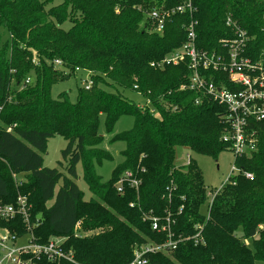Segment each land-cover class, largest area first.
Segmentation results:
<instances>
[{"label":"trees","instance_id":"trees-1","mask_svg":"<svg viewBox=\"0 0 264 264\" xmlns=\"http://www.w3.org/2000/svg\"><path fill=\"white\" fill-rule=\"evenodd\" d=\"M182 1L0 0V26L7 34L5 41L0 38V105L6 103L0 115V199L12 203L25 195L32 220L40 221L32 230L37 242L63 238L62 247L81 264H129L135 250L160 245L168 234L176 247L146 253L147 264H264V122H255L257 151L235 160L253 179L232 176L211 204L195 160L174 163L177 147L213 159L227 150L220 139L225 107L208 98L196 104V91L179 89L187 82L188 62L150 66L183 44L189 16L170 15L159 34L149 31L144 12ZM192 5L197 47L219 50L221 38L233 37L225 24L230 17L249 35L245 54L264 65V0H192ZM75 67L91 71V86L78 87L75 103L66 92L53 99L52 83L75 76ZM107 76L113 87L136 85L157 114L105 90ZM125 114L133 117V126L112 138L125 146L104 182L94 164L112 158L100 147V116L109 132ZM55 135L67 141L61 152L67 175L43 166L48 139ZM78 163L88 200L73 180ZM125 172L139 185L124 184L119 192L116 183ZM23 173L26 180L16 181ZM13 223L17 233L25 232L20 219L7 225ZM85 230L96 232L84 236ZM41 263L55 264L44 258Z\"/></svg>","mask_w":264,"mask_h":264},{"label":"built area","instance_id":"built-area-1","mask_svg":"<svg viewBox=\"0 0 264 264\" xmlns=\"http://www.w3.org/2000/svg\"><path fill=\"white\" fill-rule=\"evenodd\" d=\"M194 10L192 0H183L180 5L170 9L152 7L144 12L146 21L149 22L147 26L149 31L159 34L163 33L165 23L170 15L187 13L189 16V22L186 26V39L183 44L165 55L160 61H152L150 66L162 68L166 65H176L183 60L188 62L187 67L190 73L187 82L181 84L179 89L196 91L199 94L195 100L196 104H199L202 98H208L222 104L226 109V113L223 115L225 128L220 139L226 144L227 150L231 152L234 159L226 183L237 174H242L246 179L252 180V173L240 169L235 160L248 156L257 151L258 148V133L255 122H264V65L261 61H254L245 54L249 35L230 17L227 18L225 24L233 31V37L221 38L218 41L219 50L209 51L197 47L196 22L192 18ZM52 64L55 67H62V62L59 59H54ZM74 70L75 74L84 72L81 81L83 87L88 89L92 84L91 71L79 67H75ZM25 83H29V78ZM134 88L136 89V85ZM137 93L140 94L138 91ZM145 100L146 103L138 107L141 110L150 107L151 113L156 112L150 106L151 101ZM189 159L188 156L185 164L189 162ZM124 184L137 189L139 181L133 177L131 172H125L116 183L119 192H122ZM219 189L211 195L209 204ZM130 205L132 206L133 203ZM17 218L25 226V232L22 234L15 231L14 225L16 223L11 226L7 225V222ZM39 223L38 218L32 220L31 204L25 195L18 194L12 203L0 199V264H42L43 258L55 264H59L61 260L70 264H81L75 260L72 251H66L62 247V238L61 240L57 237H51L46 243L37 242L32 230ZM78 228H80L79 222L75 225V233H78ZM152 229H159L155 219L152 223ZM161 229L167 230L168 227L163 226ZM76 235L80 236L79 234ZM198 235L199 233L193 236L195 243L199 241ZM168 236L169 238L160 245L135 250L134 258L129 264H147L146 253L174 249L177 242L172 240L170 234Z\"/></svg>","mask_w":264,"mask_h":264},{"label":"rangeland","instance_id":"rangeland-1","mask_svg":"<svg viewBox=\"0 0 264 264\" xmlns=\"http://www.w3.org/2000/svg\"><path fill=\"white\" fill-rule=\"evenodd\" d=\"M64 27H68V24L66 23ZM6 37H7L6 31L3 29V27L0 26V38L3 41H5ZM83 77H84V72L81 71L78 72L75 76L69 77L68 79L52 83L50 90L51 97L53 99H57L59 98V95L62 92H66L70 103H75L77 99V91H78L77 89L78 87L82 88L83 86L81 81V78ZM106 80L107 83L102 84L105 90L114 91V92L118 91L128 100L135 103V105L137 106H142L143 104L146 103V100L142 96H140V94L137 93V91H139L138 88H136L137 89L136 90L133 86L129 89L130 85H128L127 87L128 89H123L119 86L113 87L110 80L108 79V76ZM5 104L6 103L0 105V115L4 113V109L3 110L1 109ZM156 113L157 112H154V115H156ZM1 124H2V120L0 119V125ZM132 126H133V117L128 114H125L122 115L115 122L112 130L107 132L104 126L103 116H100L99 126L97 130L98 134L102 136V142L100 144V147L104 151L110 153L112 158L109 160H102L101 162L94 164V169L96 173L100 176L102 181L106 182L110 179L112 169L122 160L120 151L124 148L125 144L124 142L119 140L113 142L112 138L117 134L130 130ZM66 145H67V141L62 136L55 135L49 138L47 142L46 152L43 154V166L50 168H58L59 170H62V172L65 175H67V172L65 170L67 163L62 158V154H61L62 150L66 147ZM188 156L191 159L195 160L196 164L201 169L203 175V181L210 200L211 195L215 191H217L222 184L227 182L228 180L227 177L229 175L230 168L233 165V160H234L233 155L229 150H224L217 156L216 159H213L210 156L194 153L187 148L177 147L175 149L174 163L177 165H183L184 163L187 162ZM59 161H61L62 163L61 166H59L58 164ZM76 173L77 176L73 178V180L75 181L77 186L84 192V198L88 200L90 198L91 193L89 192L87 185L82 178L81 163H78L76 165ZM26 176L27 175L25 173L18 174L16 175V181H25ZM204 209H206V207L203 206L202 210ZM74 231H76L75 228ZM95 232H96L95 230H85L82 233V235L91 236ZM74 234H78V233H74Z\"/></svg>","mask_w":264,"mask_h":264}]
</instances>
